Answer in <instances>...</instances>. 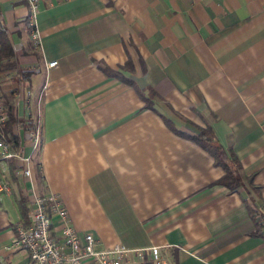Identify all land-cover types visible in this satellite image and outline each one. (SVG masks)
<instances>
[{"label":"crops","instance_id":"obj_1","mask_svg":"<svg viewBox=\"0 0 264 264\" xmlns=\"http://www.w3.org/2000/svg\"><path fill=\"white\" fill-rule=\"evenodd\" d=\"M26 14L25 0H0L12 51L0 107L38 119L33 150L11 125L36 190L55 194L95 248L156 245L159 263L139 264H264L246 206L264 210V0H39L36 45ZM166 120L187 133L209 125L256 188L215 182L221 168ZM4 165L0 264H31L6 247L30 194L20 163Z\"/></svg>","mask_w":264,"mask_h":264},{"label":"built area","instance_id":"obj_2","mask_svg":"<svg viewBox=\"0 0 264 264\" xmlns=\"http://www.w3.org/2000/svg\"><path fill=\"white\" fill-rule=\"evenodd\" d=\"M25 3L27 25L31 39L36 45L34 22L39 0H25ZM54 63L55 60H49L46 66H53ZM5 119L6 113L0 107V126ZM26 132L33 150L39 144L37 117L31 118ZM9 160L20 163L21 173L29 182L30 206L26 213V222L16 225V233L6 247H23L31 264H139L144 261L146 254H149L153 263H159L156 245L128 247L115 243L95 248L92 233L89 231L79 233L72 227L65 207L55 194L40 193L36 190L29 166L30 156L12 147L0 129V168ZM9 191V182L0 173V192ZM52 215L58 220L57 237H53L49 231Z\"/></svg>","mask_w":264,"mask_h":264},{"label":"trees","instance_id":"obj_3","mask_svg":"<svg viewBox=\"0 0 264 264\" xmlns=\"http://www.w3.org/2000/svg\"><path fill=\"white\" fill-rule=\"evenodd\" d=\"M11 56L12 51L9 41L4 32V29L0 27V69L9 65ZM103 70L108 75H113L119 78L120 80L131 84V80L129 78L124 77L119 71L109 68H104ZM137 90L141 98L144 100V106L151 107V100H148L147 96L144 95L140 89L137 88ZM2 104L3 111L6 113V119L0 126L1 132L3 133L5 138L10 142L12 147L19 148L18 136L12 132L11 125L13 123L19 122L23 126L24 132L28 129L29 125L28 123L23 122L22 119L16 118L14 116L12 112V107L8 101L4 100L2 101ZM166 123L175 132L194 141L212 157L213 164L215 166H219L222 170L221 175L216 179L215 182L220 183L229 191L238 190L239 187H242L244 185V183L251 186L253 189L256 188V185L252 183L251 174H246L242 170L241 164L233 153V151L231 150V148L223 147L218 142L209 125L199 127L197 132L195 133H187L173 128L167 120ZM246 206L248 209V214L254 224V230L252 231V234L260 235L264 238V210H258L257 208L252 207L247 203Z\"/></svg>","mask_w":264,"mask_h":264}]
</instances>
